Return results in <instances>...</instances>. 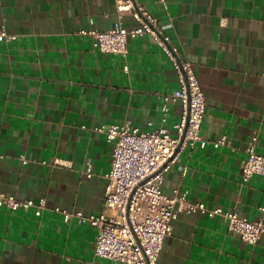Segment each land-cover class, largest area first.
I'll return each mask as SVG.
<instances>
[{"label": "crops", "instance_id": "0c3cea01", "mask_svg": "<svg viewBox=\"0 0 264 264\" xmlns=\"http://www.w3.org/2000/svg\"><path fill=\"white\" fill-rule=\"evenodd\" d=\"M139 3L192 63L206 100L207 145L185 150L162 192L179 188L209 209L238 208L258 220L264 176L243 182L242 165L254 135L264 154V0ZM117 20L116 0H0V27L17 36L0 44V193L46 200L40 216L0 207V264H123L96 257L97 230L56 211H103L114 144L95 128L158 126L164 95L180 86L149 36L129 40L124 56L94 50L80 33ZM123 20L137 25L130 15ZM181 114L180 102L169 104L163 126L172 135ZM158 264H264V234L250 245L220 216L180 213Z\"/></svg>", "mask_w": 264, "mask_h": 264}, {"label": "built area", "instance_id": "2783aa9c", "mask_svg": "<svg viewBox=\"0 0 264 264\" xmlns=\"http://www.w3.org/2000/svg\"><path fill=\"white\" fill-rule=\"evenodd\" d=\"M118 20L103 31H81L92 38L94 50L107 54L128 53L129 40L149 36L168 57L176 72L179 88L165 94L159 110L160 125L148 123V130L140 129L127 120L122 124L100 126L114 144L112 165L106 174L104 209L99 214L84 216L81 211L68 212L57 208L65 222L76 218L79 223H89L97 230L94 254L123 264H158L165 239L171 235L173 222L180 213H203L214 218L220 216L231 234H237L250 245H256L264 234L263 215L258 220L242 216L238 208L209 209L204 202H192L186 191L179 188L167 195L162 192L166 175L188 148L207 145L202 136V123L206 115V100L193 65L184 58L170 36L160 28L159 20L150 14L139 0H116ZM130 15L137 25L126 27L124 16ZM17 38L0 27V44ZM128 71V67H125ZM180 102L182 114L174 125L175 135L163 125L167 120L169 104ZM258 135L246 147L247 159L242 165V180L248 182L254 175L264 176V154L257 151ZM226 139L214 144L219 147ZM4 156L0 154V158ZM87 176L92 177L91 162L87 163ZM46 200H20L13 195L0 193V207L12 211L35 208L40 216ZM112 212V214H110Z\"/></svg>", "mask_w": 264, "mask_h": 264}]
</instances>
